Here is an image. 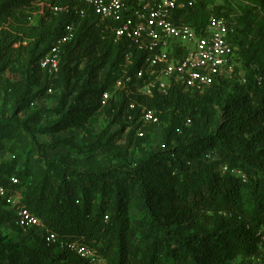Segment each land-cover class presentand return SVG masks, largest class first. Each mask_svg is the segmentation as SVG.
<instances>
[{"label": "trees", "instance_id": "obj_1", "mask_svg": "<svg viewBox=\"0 0 264 264\" xmlns=\"http://www.w3.org/2000/svg\"><path fill=\"white\" fill-rule=\"evenodd\" d=\"M241 1L252 6L244 7L236 19V65L231 78L219 77L201 94L178 86L167 95L155 90L152 98L128 97L119 91L102 106L103 94L112 92L122 75L126 51L132 50L129 42H114L113 23L102 22L91 10L84 18L74 10L53 13L54 5L72 7L79 4L77 0H0V55L3 53L6 60L1 71L9 70L13 59L29 54L28 69L35 64L34 70L45 81V93L51 89L53 94L68 83L70 73L81 72L90 95L86 103L81 96L71 101L64 96L56 108L38 113L40 118H59L57 123L39 130L30 124L33 119L1 120L0 150L6 139H13L22 148L14 160H24L25 167L18 171L6 169L0 185L19 190L25 206L45 226L61 239L86 243L107 264H214L212 250L223 254L224 260L243 257L254 264L264 255V89L255 80L257 75L264 79V64L257 59L264 53V16L256 14L263 10L264 15V0ZM208 4L209 0H198L194 7L179 13V22L193 25L202 35L210 14L230 17L227 7L218 6L209 12ZM34 21L35 27L30 26ZM67 23L76 24L77 35L62 48L59 72L51 76L40 68L39 61L63 34ZM237 47L243 57L244 76L235 54ZM144 57L135 52L131 73L143 66ZM33 80L37 83L36 78L27 83L18 112L34 101ZM129 98L155 109L159 123L148 126H160L166 120L165 139L168 143L178 141V147L148 154L137 167L125 170L96 165L92 159L100 150L96 144L77 150L85 156L82 165L69 157L59 160L47 154L49 147L41 143L40 136L53 133L58 126L81 127L89 135L90 124L106 113L123 124L122 130L129 129V134L136 137L143 124L140 109L129 110ZM192 102L196 104L189 109L182 106ZM210 106L225 114L226 122L219 123L213 134L198 136V117ZM136 138L148 141L149 135ZM219 168L222 174H218ZM32 170L42 175L35 191L33 179L29 181ZM12 177L19 179L17 185H11ZM130 189L138 190L141 201L140 218L133 223L122 210L124 192ZM30 191L39 198L34 199ZM112 196L114 201L110 200ZM158 196L166 203L180 202L190 210L213 214L229 225L210 235H181L172 221L158 212L154 201ZM0 202L6 205L1 198ZM10 209L13 227L24 235L36 234L37 247L0 241V264H89L56 244L47 246L37 229L25 232L15 224L16 213ZM135 235H139L137 244L133 242Z\"/></svg>", "mask_w": 264, "mask_h": 264}, {"label": "built area", "instance_id": "obj_2", "mask_svg": "<svg viewBox=\"0 0 264 264\" xmlns=\"http://www.w3.org/2000/svg\"><path fill=\"white\" fill-rule=\"evenodd\" d=\"M79 4L54 5L53 13L72 12L84 18L91 10L102 22H111L115 43L129 42L132 50L123 57L122 75L112 92H105L101 105L106 106L115 93L152 98L155 90L167 95L172 87L185 91L204 93L219 77L231 78L235 71L233 35L237 22L232 15H210L202 35L188 23L179 22L181 12L194 7L198 0H77ZM180 13V14H179ZM115 25V26H114ZM77 35V26L67 23L63 34L39 61L40 68L53 76L59 72L62 48ZM135 52L145 54L143 66L130 69L135 64ZM264 89L261 75L255 77ZM52 93V90H49ZM130 99V98H129ZM140 109L143 126L156 125L159 117L155 109L136 100L129 101V110ZM133 116H130L132 119ZM190 121H188L189 123ZM11 185L19 179L12 177ZM16 188L0 185V198L16 213L15 224L25 232L37 229L47 246L58 245L75 253L89 264H107L98 252L81 241L61 239L44 225L23 203Z\"/></svg>", "mask_w": 264, "mask_h": 264}, {"label": "rangeland", "instance_id": "obj_3", "mask_svg": "<svg viewBox=\"0 0 264 264\" xmlns=\"http://www.w3.org/2000/svg\"><path fill=\"white\" fill-rule=\"evenodd\" d=\"M40 5V4H39ZM224 6L231 12L234 19H239L243 14V8H250L252 4L241 0H209L207 10L212 12L215 7ZM258 17H263V10L256 13ZM212 15V14H210ZM36 25V21L31 23L30 26ZM30 39L35 41L36 38L30 33ZM17 48V44L14 46ZM236 56L239 59L238 65L240 74L244 76L245 70L243 68V57L239 47L236 50ZM4 54L0 55V121L11 119L16 117L18 121H25L27 119H33V123H30L36 130L50 126L57 123L59 118H45L38 116V113L50 109H54L58 106L59 100L66 96L68 101L73 100L75 97L81 96L84 103L89 102L90 95L87 91L86 77L83 74L75 73L69 74L70 79L65 85H61L56 92L50 94L44 92L45 81L43 77L34 70L35 64L29 67L30 56L25 54L21 57L15 58L12 61L11 67L6 72L1 70L6 64L4 60ZM264 64V53L261 57L257 58ZM85 60L82 62L81 69ZM99 76V74L97 73ZM36 78L37 83L34 82L32 88V95H35L34 101L31 106L22 112L17 111L18 102L21 96L27 89V83ZM96 81V78L92 79ZM91 89V86H89ZM88 91H91V90ZM84 91V93L82 92ZM196 102L188 103L182 106H186L188 109ZM182 108V107H181ZM18 114V115H16ZM35 119V120H34ZM198 128L196 135L202 136L204 134H213L219 123H225V114L216 106H210L204 114L198 117ZM32 122V121H31ZM122 123L118 120L115 121L108 113L102 114V116L96 118L94 124H90V134H86V130L77 126H69L68 128H60L59 126L53 133L40 136L41 143L48 145L47 154L52 159L62 160L63 157H69L72 160H76V164H81L85 159L84 154L78 152V149L89 147L93 144L99 145L100 150L93 157V161L100 167L116 168L117 170H125L127 168L137 167V164L142 161L143 157L148 154H156L159 151L178 147V141L173 140L168 143L164 136V131L167 126L166 120L160 126L144 127L136 131V137H143L149 135L148 141H137L135 135L133 137L129 134V129L122 130ZM54 146V147H52ZM19 144L15 143L13 139H6L4 141V148L0 150V176L5 177L6 169L15 168V171L22 170L25 167L24 160L15 162L14 156H18L22 152V148ZM37 158V157H35ZM214 159H218L214 155ZM198 160V159H197ZM164 163V162H163ZM203 163V162H202ZM84 168V167H81ZM218 174H222L221 168L217 170ZM121 176L123 172H120ZM42 175L37 173L36 170H32V176L29 177V181L33 179L32 190L35 191V184L40 181ZM19 191V190H18ZM21 198L23 200L22 193ZM29 194L39 198V194L36 192L33 194L31 191ZM161 197V196H160ZM159 196L154 199L158 204V212L167 217L173 223V227L181 235L192 236L196 234H212L219 231H223L228 227L227 220H222L210 213L204 211L198 212L188 209L183 203L177 202L174 204L166 203L165 200ZM138 190L130 189L124 192V201L122 202V210L126 216L128 222L133 223L140 218L139 206L141 201L139 200ZM33 200V199H31ZM114 201V196L110 198ZM5 204L0 202V241L12 242L15 244H23L28 247H37L36 234L24 235L16 230L11 223V212ZM175 224H174V222ZM133 242L137 244L139 242V235L133 237ZM1 254V253H0ZM212 258L214 264H248L247 259L243 257H235L231 260H224L223 254L212 250ZM253 264V263H251ZM254 264H264V255L260 256Z\"/></svg>", "mask_w": 264, "mask_h": 264}]
</instances>
